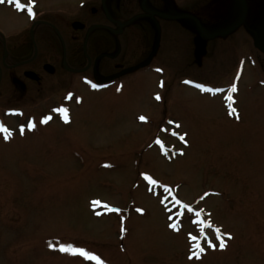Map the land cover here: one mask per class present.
Returning <instances> with one entry per match:
<instances>
[{"label":"rangeland","instance_id":"374dc122","mask_svg":"<svg viewBox=\"0 0 264 264\" xmlns=\"http://www.w3.org/2000/svg\"><path fill=\"white\" fill-rule=\"evenodd\" d=\"M97 1L103 12L89 37L117 29L114 50L130 39L116 50L133 58L123 93H92L81 76L67 84L57 73L31 102L0 100L11 133H0V264H93L59 251L69 242L104 264H264V85L239 80L241 50L220 35L223 0ZM77 2L34 0V17L0 7L3 56L41 58L46 45L32 41L40 14L65 29ZM62 106L67 123L53 111ZM200 210L216 247L201 239L205 251L189 259Z\"/></svg>","mask_w":264,"mask_h":264},{"label":"flooded vegetation","instance_id":"af4514ba","mask_svg":"<svg viewBox=\"0 0 264 264\" xmlns=\"http://www.w3.org/2000/svg\"><path fill=\"white\" fill-rule=\"evenodd\" d=\"M8 4L11 3L5 0L0 7ZM45 12L40 14L45 18L41 20L42 30L37 35L32 34L33 42L40 41L46 45L41 58L32 54L27 59L19 60L15 49L5 56L0 51V100L18 105L31 102L38 92L48 91L51 87L50 77L57 73L59 76L66 75L58 80L67 84L73 76H81L85 89L92 90V93L116 85L119 89L122 87V94L124 86L121 81L126 78L133 58L119 55L116 50L128 49V35L123 37L122 46H116V50L111 43L112 38H118L121 34L117 29L107 30L112 36L109 33L89 37V33L96 28L98 21L95 18L103 12V6L97 0H78L74 10L78 19L67 24L65 29L55 27V22L50 23L49 19L56 20L58 17ZM218 19L225 24L220 33L224 46L230 50L235 44L241 50L239 80L264 85V0H223L221 17ZM74 22L83 27L74 30ZM45 66H49L51 71ZM111 67L112 70H109Z\"/></svg>","mask_w":264,"mask_h":264},{"label":"snow or ice","instance_id":"6c2138e0","mask_svg":"<svg viewBox=\"0 0 264 264\" xmlns=\"http://www.w3.org/2000/svg\"><path fill=\"white\" fill-rule=\"evenodd\" d=\"M5 0H0V3H4ZM8 3H15V6L18 10H24L26 8L28 14L30 17H34L35 13L33 11V7H34V0H29L30 6H25L22 3H20V0H7ZM157 71H160L159 69H157ZM186 83H191V82H186ZM198 88H201L202 90H206V91H211V92H218V91H222V89H206L203 85H195ZM92 87H96V85H92ZM231 92H235L237 91L236 86L232 85ZM72 94L68 95V99H71ZM157 99H159V96H157ZM229 99H231V96H229ZM79 99H77V103H79ZM231 109V112H235L234 108H231V106H229ZM53 111L59 113L61 115V118L64 119V121L67 123L68 122V109L66 107H60L57 109H53ZM10 114H17L15 112H12ZM51 117H45L43 118V120L41 121L42 123H47L48 120H50ZM140 120H145V117H140ZM35 125L31 122H29V129L33 128ZM0 133H5L4 138L7 140L10 138L11 133L10 131L3 125L2 122H0ZM23 133V128H21V134ZM181 140H183V137H180ZM157 143H160L159 140H157ZM166 154V153H165ZM146 179L150 180L152 183H156L155 181H152L151 177H145ZM166 191H168V189H165ZM207 195V194H206ZM166 199V197H165ZM163 203V200L161 201ZM99 201H93V204H99ZM175 203L177 205H179L182 208H186L188 211H193L192 207L190 205H186L183 204V202L176 200ZM104 207H108V205H104ZM114 211H119V209H113ZM138 212L142 211L141 209H137ZM195 216L197 217V219L194 221V223H196L199 227V232L200 235L199 236H193L191 233L189 234V240L193 242L192 244V248L190 249V251L192 252V255L189 256V259H191L193 256H195L197 259L200 258V254H202L205 249L204 247L201 246L200 244V240L203 239L204 241L207 242V245L209 248H213L215 249L216 245L212 243V241L208 238V236L206 235L205 229L206 228H212V224L209 221H205L203 220L202 217V210L200 211H195L194 212ZM177 215H182V213H177ZM172 227H175V225H172ZM213 231L217 233V239L220 240V245L219 247L221 249H223L226 245L220 235V229L219 228H213ZM229 238L230 235H229ZM51 246V245H50ZM59 251L61 252H66L69 253L71 255H75V256H80L81 258H83L85 261H91L93 262V264H104V262L100 259V257L91 252L90 250L84 248V247H80V246H76L74 243H66V244H61L59 246Z\"/></svg>","mask_w":264,"mask_h":264},{"label":"water","instance_id":"95a60500","mask_svg":"<svg viewBox=\"0 0 264 264\" xmlns=\"http://www.w3.org/2000/svg\"><path fill=\"white\" fill-rule=\"evenodd\" d=\"M83 26L80 24V23H77V22H74L72 24V28L74 30H78V29H81ZM46 69H48L49 71H51L50 67L49 66H45Z\"/></svg>","mask_w":264,"mask_h":264}]
</instances>
